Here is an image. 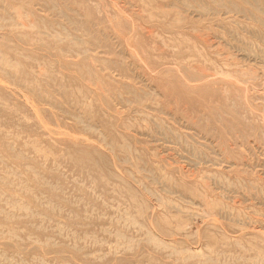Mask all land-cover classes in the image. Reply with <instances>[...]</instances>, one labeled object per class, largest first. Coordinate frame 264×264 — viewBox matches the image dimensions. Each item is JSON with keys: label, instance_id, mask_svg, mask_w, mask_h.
Instances as JSON below:
<instances>
[{"label": "rangeland", "instance_id": "374dc122", "mask_svg": "<svg viewBox=\"0 0 264 264\" xmlns=\"http://www.w3.org/2000/svg\"><path fill=\"white\" fill-rule=\"evenodd\" d=\"M0 264H264V0H0Z\"/></svg>", "mask_w": 264, "mask_h": 264}]
</instances>
